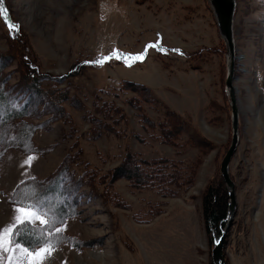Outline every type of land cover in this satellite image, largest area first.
<instances>
[{
  "label": "rangeland",
  "instance_id": "374dc122",
  "mask_svg": "<svg viewBox=\"0 0 264 264\" xmlns=\"http://www.w3.org/2000/svg\"><path fill=\"white\" fill-rule=\"evenodd\" d=\"M0 10L7 83L17 84L30 63L39 78L55 81L80 105L108 102L118 108V117L108 121L111 129L92 139L83 113L67 101L62 105L71 133L70 123L49 121L48 115L27 119L34 126L33 152L8 149L0 157V227L11 222L8 198L17 184L53 179L57 166L79 151L74 179L87 166L95 188L80 187L66 196L77 215L65 220L62 235L80 246L61 244L43 264H213L211 249L222 235L224 264H264V0H235L232 87L238 144L228 164L234 202L229 218V196L219 174L232 139L224 91L227 48L206 0H0ZM5 16L18 30L10 32ZM8 35L19 38L14 47L7 45ZM153 44L158 47L148 48L146 58L131 67L116 59L91 63L113 49L136 54ZM10 49L13 60L4 57ZM122 81L149 87L206 148L189 143L186 134L164 144L157 128L144 127L140 116L156 124L168 119L121 91ZM127 154L143 161L172 159L183 168L195 165L193 178L186 175L188 186L173 197L127 179L109 184L111 170ZM30 155L35 157L31 166L24 165ZM217 179L227 192V219L220 237L210 242L201 194ZM0 264H9L7 254Z\"/></svg>",
  "mask_w": 264,
  "mask_h": 264
},
{
  "label": "trees",
  "instance_id": "16d2710c",
  "mask_svg": "<svg viewBox=\"0 0 264 264\" xmlns=\"http://www.w3.org/2000/svg\"><path fill=\"white\" fill-rule=\"evenodd\" d=\"M10 41L7 45L15 46L19 38L15 39V35H8ZM12 49V48H11ZM8 50L4 56L5 59L13 60L16 56L14 50ZM193 55H191L192 57ZM0 58V157L3 156L8 149H19L23 153L29 154L33 152L32 136L34 134V126L27 121L28 118L38 117L39 115H48L49 121H60L70 123L69 133L73 132L69 115L65 112L63 102H68L70 106L83 113V120L89 127V139L98 137L102 129L109 131V120L111 117H118V108L111 105V103L104 102L102 104L91 105V108L84 107L83 104L78 103L75 96H68L67 89H57L55 81L44 80L39 78L36 67L32 64L26 63L24 65L22 74L19 76L17 84L10 85L6 82L7 78L5 72L6 63L3 64ZM26 69V71L24 70ZM52 82L53 84H49ZM21 83H24L21 85ZM48 83V84H47ZM121 91H128L136 95V99L146 104L155 106L158 111L165 116L168 121L155 123L153 120L140 116L143 126H153L157 128L160 138L164 144L172 145L176 139H180L183 134L187 135V141L192 144L199 145L205 149V144L201 143V139L192 131L188 125L182 121L181 116L176 112L168 109L163 103L155 98L153 92L149 87L142 84H137L129 81H122L120 84ZM9 90V91H8ZM15 92V93H14ZM128 101V105H131ZM126 102V101H125ZM78 103V104H77ZM130 103V104H129ZM132 107V106H131ZM87 108L88 110H86ZM134 108V107H133ZM38 111L40 113H38ZM95 115H100L98 118ZM101 120L106 123L101 126ZM118 120V119H117ZM197 142V143H196ZM71 155V154H70ZM80 154L77 151L69 161L60 163L53 174V179H43L36 181L35 178H27L17 184L14 190L10 193L9 201L21 199L22 196L26 200L38 204L41 209L48 212L49 219L55 218L56 221L65 222L66 219L76 216L75 203H68L66 196L70 192H79L80 187L95 188L92 182L91 171L87 166H84L81 175L74 179L73 164L77 163ZM65 160V159H64ZM193 166V167H192ZM189 168H183L182 164L172 159H152V160H138L133 155L127 154L122 163L111 170L110 183L113 184L115 180L127 179L135 186H142L153 188L176 196L179 188L185 185L183 179L186 175L193 178V169L195 165ZM88 170V171H85ZM85 171V172H84ZM79 194V193H78ZM49 200V201H48ZM48 201V202H45ZM75 199L72 201L74 202ZM201 213L204 223L205 231L210 236V242L217 240L220 237L221 231L227 219V192L223 186L221 179L212 182L206 186L201 194ZM22 235L19 237L24 246L30 247L33 243H39L40 226L26 227L21 230ZM54 241L57 237L52 238ZM61 244H68L72 247L78 248L80 245L74 243L72 238H67L62 233L59 236Z\"/></svg>",
  "mask_w": 264,
  "mask_h": 264
},
{
  "label": "snow or ice",
  "instance_id": "6c2138e0",
  "mask_svg": "<svg viewBox=\"0 0 264 264\" xmlns=\"http://www.w3.org/2000/svg\"><path fill=\"white\" fill-rule=\"evenodd\" d=\"M0 14L2 10H0ZM10 32L16 31L19 25H14L6 16ZM158 47V45H147L141 53H122L118 49L111 50L106 56H98L91 63L103 65L112 59L123 61L126 66L131 67L136 61H143L147 55V49ZM34 156H28L24 165L31 166ZM13 216L11 222L4 227H0V260L7 254L9 264H43L45 260L52 256L57 245L60 243L59 236L66 229L63 221H56L55 218L49 219L48 212L41 207L23 198L13 200ZM40 226L39 243H33L30 247L24 246L19 237L22 235L21 230L26 227ZM57 237L54 241L52 238Z\"/></svg>",
  "mask_w": 264,
  "mask_h": 264
},
{
  "label": "water",
  "instance_id": "95a60500",
  "mask_svg": "<svg viewBox=\"0 0 264 264\" xmlns=\"http://www.w3.org/2000/svg\"><path fill=\"white\" fill-rule=\"evenodd\" d=\"M212 17L216 23L219 37L223 40L226 45L227 52V69L226 77L224 83V91L228 95L230 100L231 108V126H232V139L231 144L226 151V154L220 163V176L224 180L225 186L227 188L229 203H228V218L231 217L234 202H233V191L232 183L228 175V164L234 154L237 144V127H238V111L234 102V92L232 87V78L234 72L233 56H234V44H233V17L235 12V0H206ZM223 247V235L214 243L211 249V257L213 264H224L222 256Z\"/></svg>",
  "mask_w": 264,
  "mask_h": 264
}]
</instances>
